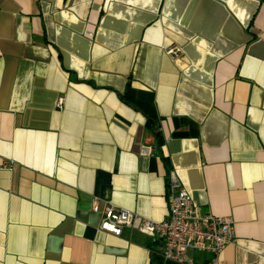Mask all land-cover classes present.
I'll list each match as a JSON object with an SVG mask.
<instances>
[{
    "label": "crops",
    "instance_id": "0c3cea01",
    "mask_svg": "<svg viewBox=\"0 0 264 264\" xmlns=\"http://www.w3.org/2000/svg\"><path fill=\"white\" fill-rule=\"evenodd\" d=\"M170 172L264 264V0H0V264H154Z\"/></svg>",
    "mask_w": 264,
    "mask_h": 264
},
{
    "label": "built area",
    "instance_id": "2783aa9c",
    "mask_svg": "<svg viewBox=\"0 0 264 264\" xmlns=\"http://www.w3.org/2000/svg\"><path fill=\"white\" fill-rule=\"evenodd\" d=\"M165 54L176 61L182 50L173 45ZM62 104L63 98H59L56 107L60 109ZM150 153V147L140 150L143 156ZM167 207V219L156 222L109 203L101 212L98 230L120 237L125 229H132L150 238L154 264H219L221 253L235 240L233 219L202 213L172 172L168 176ZM92 211H100L96 199ZM197 254L204 259H197Z\"/></svg>",
    "mask_w": 264,
    "mask_h": 264
}]
</instances>
